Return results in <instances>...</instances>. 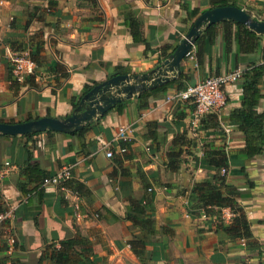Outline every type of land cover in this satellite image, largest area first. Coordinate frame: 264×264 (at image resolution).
<instances>
[{
    "label": "crops",
    "instance_id": "0c3cea01",
    "mask_svg": "<svg viewBox=\"0 0 264 264\" xmlns=\"http://www.w3.org/2000/svg\"><path fill=\"white\" fill-rule=\"evenodd\" d=\"M221 1L264 20V0H8L0 15V122L68 115L78 96L111 75L145 73L172 52L194 18ZM253 37L242 33V27ZM138 38V39H137ZM27 49L32 74L15 81L4 47ZM264 34L231 19L201 27L179 72L167 82L116 102L71 133L44 130L0 134V198L14 206L11 260L16 264H264V148L245 158L238 122L241 81L223 87L225 104L186 130L192 105L166 97L204 77L264 62ZM262 97L255 106L264 113ZM133 128L126 151L112 141L118 126ZM183 137L174 171L166 168L172 140ZM110 145L111 156H105ZM223 149L225 183L239 196L249 239L227 234L229 208L196 205L192 187L213 173L206 151ZM68 167L60 185L42 177ZM139 242L134 253L129 241ZM70 241L66 261L47 256ZM0 240V264H5Z\"/></svg>",
    "mask_w": 264,
    "mask_h": 264
},
{
    "label": "water",
    "instance_id": "95a60500",
    "mask_svg": "<svg viewBox=\"0 0 264 264\" xmlns=\"http://www.w3.org/2000/svg\"><path fill=\"white\" fill-rule=\"evenodd\" d=\"M231 19L245 25L257 34H264V20L251 17L244 9L234 5L214 6L199 13L172 52L157 65L141 74L120 73L111 75L88 86L77 98L71 111L64 117L41 116L17 123L0 122V134L26 135L44 130L71 133L102 115L116 102H120L148 87L173 79L179 72V61L188 52L202 26Z\"/></svg>",
    "mask_w": 264,
    "mask_h": 264
},
{
    "label": "trees",
    "instance_id": "16d2710c",
    "mask_svg": "<svg viewBox=\"0 0 264 264\" xmlns=\"http://www.w3.org/2000/svg\"><path fill=\"white\" fill-rule=\"evenodd\" d=\"M233 5L226 1H221L218 6ZM242 27V33L252 38L253 35ZM138 39V38H137ZM262 57L264 58V46L261 48ZM264 73V62L259 64L250 63L242 69L240 75L241 102L240 106L234 108L228 113V117L238 122V129L243 137L242 152L245 158L260 154L264 148V113H256L255 106L260 97L263 96L259 89V83ZM185 143L183 137H175L172 140V146L168 153V162L166 168L170 171L177 169V164H172V158L178 160L181 153L180 147ZM228 158L223 149H209L206 151L202 166L213 169L214 172L209 174L205 179L196 182L192 191L196 197V205L204 213H209L213 207L229 208L234 214L231 222L223 227V230L234 237L249 239L250 229L244 212L236 205V198L239 192L231 185L225 183L224 173ZM43 178V177H42ZM41 178V179H42ZM40 179V180H41ZM71 242L65 241L57 249H49L47 256L56 263L66 261V250L70 248ZM131 250L136 254L139 251V242L129 241ZM14 264H16L13 261Z\"/></svg>",
    "mask_w": 264,
    "mask_h": 264
},
{
    "label": "built area",
    "instance_id": "2783aa9c",
    "mask_svg": "<svg viewBox=\"0 0 264 264\" xmlns=\"http://www.w3.org/2000/svg\"><path fill=\"white\" fill-rule=\"evenodd\" d=\"M8 0H0V15L1 9L7 4ZM5 59L9 65L11 77L15 81H21L25 76L33 73L35 63L30 58L27 49L16 50L4 47ZM241 68H234L226 72L211 74L197 81L195 84L187 85L185 88L178 90L167 100L179 99L189 101L192 108L188 115L186 130L193 134H197L201 126V120L209 112H218L225 104V94L223 87L228 84L236 83L240 79ZM133 128L131 125L118 126L113 134L112 141L117 146L118 153L126 151V144L130 141ZM110 145L105 149V156H111ZM8 169V163L4 162V167L0 169V177ZM220 173H224V169H220ZM70 176L68 167H61L53 174L44 176L39 185H60L65 179ZM14 206L0 198V240L4 243V251L6 253L5 264H14L11 260V254L15 244V235L13 227L10 224V219L13 214ZM231 211V210H230ZM231 214H233L231 212Z\"/></svg>",
    "mask_w": 264,
    "mask_h": 264
}]
</instances>
